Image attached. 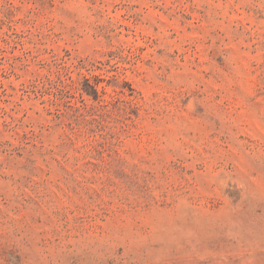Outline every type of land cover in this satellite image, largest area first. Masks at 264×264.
Segmentation results:
<instances>
[{
    "label": "rangeland",
    "instance_id": "rangeland-1",
    "mask_svg": "<svg viewBox=\"0 0 264 264\" xmlns=\"http://www.w3.org/2000/svg\"><path fill=\"white\" fill-rule=\"evenodd\" d=\"M0 264H264V0H0Z\"/></svg>",
    "mask_w": 264,
    "mask_h": 264
}]
</instances>
